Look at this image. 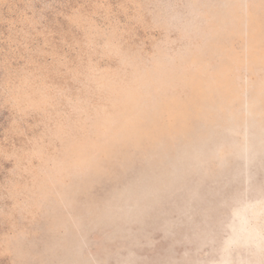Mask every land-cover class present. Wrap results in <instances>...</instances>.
Segmentation results:
<instances>
[{"label":"rangeland","instance_id":"obj_1","mask_svg":"<svg viewBox=\"0 0 264 264\" xmlns=\"http://www.w3.org/2000/svg\"><path fill=\"white\" fill-rule=\"evenodd\" d=\"M0 264H264V0H0Z\"/></svg>","mask_w":264,"mask_h":264}]
</instances>
